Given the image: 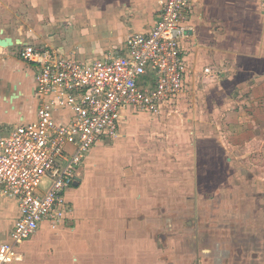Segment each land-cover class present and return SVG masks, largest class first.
Listing matches in <instances>:
<instances>
[{"label":"crops","instance_id":"obj_1","mask_svg":"<svg viewBox=\"0 0 264 264\" xmlns=\"http://www.w3.org/2000/svg\"><path fill=\"white\" fill-rule=\"evenodd\" d=\"M160 10V0H0V38L11 40L0 46V138L36 118L37 66L19 57L23 45L83 63L119 57ZM184 25L186 95L160 112L164 123L180 113L176 147L121 132L155 126L124 108L119 136L100 138L77 167L64 221H43L5 264H264V7L194 0ZM206 66L219 75L200 78ZM18 215L15 199L0 200V242Z\"/></svg>","mask_w":264,"mask_h":264},{"label":"built area","instance_id":"obj_2","mask_svg":"<svg viewBox=\"0 0 264 264\" xmlns=\"http://www.w3.org/2000/svg\"><path fill=\"white\" fill-rule=\"evenodd\" d=\"M264 7V0H258ZM194 0H160L152 27L126 37V53L83 63L32 44L19 57L35 64L36 118L0 138V200L15 199L19 215L0 264L23 258L20 244L47 220L61 224L68 210L65 191L89 149L102 137L119 136L126 107L158 115L164 102L186 95V64L179 41L186 36L184 12ZM152 72L146 86L144 76ZM218 67L206 66L200 78L213 80Z\"/></svg>","mask_w":264,"mask_h":264},{"label":"rangeland","instance_id":"obj_3","mask_svg":"<svg viewBox=\"0 0 264 264\" xmlns=\"http://www.w3.org/2000/svg\"><path fill=\"white\" fill-rule=\"evenodd\" d=\"M135 114H136L135 115L136 116V120L138 122H142L138 118L139 115L140 114H145L147 116L146 120L149 123L151 121V123L154 124L155 126L152 125L153 128L149 127L148 129H143V126H139V124H141V123H137L136 122L135 128H132L133 127L132 124L128 122V123H125L123 125L124 129L121 132H125V133L126 132L127 133L130 132L131 133L132 131H135L138 134V136L140 134L141 135L140 139H143V137H144V141L141 143L142 146H143V144H145V142H147L145 140H148L149 138H154V139H157L159 141L161 138H166L167 139V137H168L170 139V140H168V142H171V143L168 144L167 149H171L173 147H176L175 141H176V138H177V136H176V134H177V125L180 126V124L178 122H176V121H177V119H178V117L180 115L179 112H176V111L173 112V114L170 115V117H169V121H171V122H168V123H164V121H166V119L162 118V116H161L162 114L161 115L160 114H158V115H150V114H147V113H139V112H136ZM153 117L156 118L155 121H153L154 120V119H152ZM155 128H157V129H155ZM142 134H143V136H142ZM203 144H205V143H203ZM152 147L154 148L155 146L153 145ZM158 149L164 150V148L162 146H160V145L158 146ZM153 160H155V164L156 165H159V164H167V165H169L168 161H165V160L160 161L159 157H156V156L153 157ZM148 161H151V160H148ZM145 164H147V161H146V157L144 156V157H141L139 166L141 167V166H143ZM160 176H162V174H160ZM154 177L155 178H153V179L158 181L157 176L154 175ZM0 240H1V238H0Z\"/></svg>","mask_w":264,"mask_h":264},{"label":"water","instance_id":"obj_4","mask_svg":"<svg viewBox=\"0 0 264 264\" xmlns=\"http://www.w3.org/2000/svg\"><path fill=\"white\" fill-rule=\"evenodd\" d=\"M11 45V40L9 38H0V46Z\"/></svg>","mask_w":264,"mask_h":264}]
</instances>
